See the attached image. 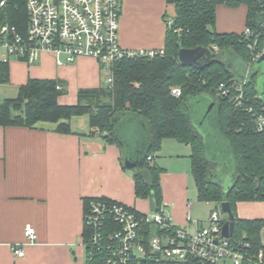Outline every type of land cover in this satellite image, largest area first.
<instances>
[{
  "label": "trees",
  "instance_id": "trees-1",
  "mask_svg": "<svg viewBox=\"0 0 264 264\" xmlns=\"http://www.w3.org/2000/svg\"><path fill=\"white\" fill-rule=\"evenodd\" d=\"M0 25L8 23L25 34L28 14L26 0H0ZM174 5L171 26L166 24L162 53L149 56H124L112 64L111 85L102 83L94 88H82L73 104H61L59 96L65 93L64 84L57 79L28 78L18 86L14 97L0 98V125L36 128L49 123L60 133H75L71 121L87 116L89 136H100L106 143L122 147L124 128L147 133L148 144L135 157L138 164L133 171L136 198L148 199L154 193L157 208L162 205L159 167L153 157L161 139L173 137L191 146V170L198 198L201 201L220 203L228 201L235 215L234 232L230 240L243 238L254 251L264 248V218L244 219L236 214L238 202L264 201V132L254 127V116L246 110L257 107L259 95L257 76L260 70L252 60L249 48L251 36L246 27L255 29L262 15L256 0L229 3L228 6L246 5L244 29L240 32L216 30L214 0H167ZM166 14L164 15V17ZM217 46V50L212 49ZM201 46L211 51L212 61L196 67L182 65L178 49ZM228 53V54H227ZM250 64V77L243 86L242 106H237L230 96L218 94V86L237 84L236 73ZM104 78V77H103ZM9 83V62L0 60V84ZM172 87H179V96H173ZM211 94L218 112V126L227 140L234 160V181L223 187L213 180L212 163L205 154L201 135L192 124L191 100L202 94ZM139 126L142 128H139ZM151 156L152 160H148ZM91 200L116 203L105 197H89L83 201L84 218ZM119 203V202H117ZM127 206V205H126ZM140 213L134 207L128 206ZM226 217L223 216V222ZM82 240L86 250L85 264H105L104 253L89 242L88 229L83 222Z\"/></svg>",
  "mask_w": 264,
  "mask_h": 264
},
{
  "label": "crops",
  "instance_id": "crops-1",
  "mask_svg": "<svg viewBox=\"0 0 264 264\" xmlns=\"http://www.w3.org/2000/svg\"><path fill=\"white\" fill-rule=\"evenodd\" d=\"M221 7L226 12L227 7ZM241 7V11H231L236 12L237 22L242 21L241 30L234 29V23L221 25L220 29L216 26V30L242 31L246 5ZM218 8L217 5L216 22ZM174 11V5L167 0H120L119 44L126 50L162 49L165 17ZM8 62L9 83L0 84V98L14 97L18 86L28 78H49L64 84L65 93L58 102L73 104L79 89L103 83L100 65L93 57H79L72 63L59 65L51 53L43 52L32 63L15 57ZM87 122L85 115L74 118L71 126L75 133L57 132L49 123H40L36 128L0 125V264H85L82 240L85 198L105 197L142 213L150 210L149 205L148 210L136 205L148 199L135 196L134 170L123 166V138L119 147L106 143L98 135L89 136ZM130 132L134 134L135 147L125 156L133 158L147 146L148 135L135 126ZM153 162L161 170L165 213L189 233L204 226L202 222L207 218L196 211L203 203L208 205L212 201L198 198L189 143L173 137L161 139ZM246 203L252 214L260 204L238 202L237 216L257 219L243 213L246 209L240 206ZM238 210L243 213L241 216ZM28 224L35 229L33 243L25 242L24 229ZM262 240L264 243V235ZM15 245H22V256L13 253ZM227 260L219 263L225 264Z\"/></svg>",
  "mask_w": 264,
  "mask_h": 264
},
{
  "label": "built area",
  "instance_id": "built-area-1",
  "mask_svg": "<svg viewBox=\"0 0 264 264\" xmlns=\"http://www.w3.org/2000/svg\"><path fill=\"white\" fill-rule=\"evenodd\" d=\"M219 3H238L244 0H214ZM246 1V0H245ZM260 5L262 18L255 29L246 27L251 36L249 45L252 60L264 54V0ZM4 1H0V6ZM28 14L26 33L8 23L0 25V55L2 61L10 58L32 63L43 52L51 53L57 64L72 63L79 57H93L100 65L104 81L113 82L112 64L124 56H149L162 49L126 50L118 41L120 0H26ZM171 26L173 17L166 16ZM217 50L216 45H212ZM250 77V64L242 81L218 86V94L230 96L237 106L245 104L243 86ZM173 96H179V87H172ZM246 110L254 116V127L264 132V101ZM153 159V158H152ZM148 156V160H152ZM223 216L213 211L208 225L198 226L189 233L173 223L165 213V205L152 211L137 213L122 203L91 200L84 224L90 244L104 253L105 264H218L230 259L233 264H264V248L257 251L243 238L231 241L222 236ZM27 243L35 241V229L26 225ZM12 251L22 256V245Z\"/></svg>",
  "mask_w": 264,
  "mask_h": 264
},
{
  "label": "rangeland",
  "instance_id": "rangeland-1",
  "mask_svg": "<svg viewBox=\"0 0 264 264\" xmlns=\"http://www.w3.org/2000/svg\"><path fill=\"white\" fill-rule=\"evenodd\" d=\"M221 6L227 7L228 11L226 10V12H223V10H221ZM241 6L242 5H240V7H234L228 6L226 3H220L218 5V7L220 8L217 9L216 26L219 27L218 29L222 28L221 25L226 26L227 24L230 25L231 23H234V25H232L234 29L241 30L242 21L240 20V22H237L236 12H231L241 11ZM168 16L173 17L174 12H170ZM232 26L230 27L233 28ZM256 67L261 71L262 69H264V64H257ZM262 80L263 76L259 73L257 76V81L260 87ZM213 97L214 96L208 93L202 94L201 96L191 100L190 113L192 117V124L194 125L195 130L201 135L203 139L205 145V154L212 163V178L214 181L218 182L223 187H227L231 185L234 181V160L228 142L221 135L219 130L217 108L213 106L212 109L208 111L210 103L214 101ZM120 132L121 133L119 134L122 136L125 142V146L123 149V156L125 157L126 153L128 151L130 152V150L132 151L135 147L133 144L135 139L134 134L130 131L125 130L124 128ZM124 157L122 159L123 163ZM259 203L260 204L258 205V210H256L253 214L250 213V210H248L249 204H242L240 207H244L246 209V212L243 213L247 215L249 214L250 216H255V218H264V201ZM136 205L137 207H141L145 210H148L149 203L147 200V202H143L142 204L139 203ZM213 210L218 211L220 213L219 204L217 202H210V204L208 203V205L206 203H203L202 206L197 209L196 212L198 214H203V218H207L205 221L202 222L204 225H208V216L209 213ZM243 213L238 210L239 215ZM218 264L222 263L218 262ZM225 264H233V262L228 259Z\"/></svg>",
  "mask_w": 264,
  "mask_h": 264
},
{
  "label": "water",
  "instance_id": "water-1",
  "mask_svg": "<svg viewBox=\"0 0 264 264\" xmlns=\"http://www.w3.org/2000/svg\"><path fill=\"white\" fill-rule=\"evenodd\" d=\"M178 60L182 65H192L196 67H202L203 65L209 63L212 61V54L211 51L207 48L197 46L194 48H184L180 47L178 49ZM256 64H264V54L260 55L256 60ZM261 71H264L262 69ZM245 70L240 73H236L238 75V79L242 81L244 76ZM260 74L263 76V80L261 83V87L258 85L259 89V95L264 101V72H260ZM258 84V81H257ZM215 102L213 101L210 103L208 107V111L212 109ZM138 164L137 157H124V163L123 166L126 169H135ZM148 203H149V209L154 211L157 208V201L155 198V195L153 192L150 193L148 197ZM219 204L220 213L226 216V221L224 222L222 226V236L227 238L231 236L234 232V226H235V215L232 211V208L228 201H221Z\"/></svg>",
  "mask_w": 264,
  "mask_h": 264
},
{
  "label": "flooded vegetation",
  "instance_id": "flooded-vegetation-1",
  "mask_svg": "<svg viewBox=\"0 0 264 264\" xmlns=\"http://www.w3.org/2000/svg\"><path fill=\"white\" fill-rule=\"evenodd\" d=\"M260 72H264V71H260Z\"/></svg>",
  "mask_w": 264,
  "mask_h": 264
}]
</instances>
